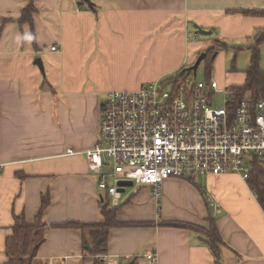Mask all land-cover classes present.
Masks as SVG:
<instances>
[{"label":"crops","instance_id":"1","mask_svg":"<svg viewBox=\"0 0 264 264\" xmlns=\"http://www.w3.org/2000/svg\"><path fill=\"white\" fill-rule=\"evenodd\" d=\"M89 1L92 8L75 0H33L31 24H18L29 0H0V264L12 214L22 213L32 224L46 194L47 228L35 264H94L83 252L80 231L51 226L101 220L97 176L83 155L67 151L96 145L106 94L177 75L201 54L202 37L207 47L213 41L228 47L217 51L210 77L221 89L242 85L250 53L239 52L232 71L233 49L251 45L264 28L263 18L240 12L264 10V0ZM199 177L201 184L196 178L166 179L159 199L146 186L120 194V223L153 226L110 229L105 264H216L198 235L158 225H205L209 216L225 244L221 264H264V213L248 184L235 174ZM125 256L130 262L123 263Z\"/></svg>","mask_w":264,"mask_h":264},{"label":"built area","instance_id":"2","mask_svg":"<svg viewBox=\"0 0 264 264\" xmlns=\"http://www.w3.org/2000/svg\"><path fill=\"white\" fill-rule=\"evenodd\" d=\"M216 94L224 96L221 110L211 107ZM231 99L230 88L221 89L213 77L197 80L188 71L134 91L109 92L100 107L96 145L67 155L84 156L97 188L109 196V209L118 204L122 181H131L133 188L152 187L156 199L169 178L235 174L246 181L254 161L264 169V101L252 110L249 95L237 106Z\"/></svg>","mask_w":264,"mask_h":264},{"label":"trees","instance_id":"3","mask_svg":"<svg viewBox=\"0 0 264 264\" xmlns=\"http://www.w3.org/2000/svg\"><path fill=\"white\" fill-rule=\"evenodd\" d=\"M84 3L81 1V4ZM80 4V3H79ZM35 11L33 0H29L28 5L21 11V17L16 20L18 24L32 22V14ZM244 16H257L264 19V10H250L240 11ZM9 22V20H4ZM34 42V40L32 41ZM34 47L36 44L34 42ZM264 47V28L256 31L252 37L251 45L247 47L238 46L234 48V58L231 66L232 71H235V58L242 50H247L250 53L247 69L243 72L245 75V82L242 85L231 87L232 106H237L238 102L247 94L251 98V109L258 101H264V69L261 65V50ZM228 47L223 42L213 41L210 46L205 50V59L203 60V67L205 72V79L208 80L212 72V65L215 61L217 51L227 50ZM188 69H181L176 77L187 73ZM252 171L246 179V184L253 196L256 198L257 203L264 213V169L261 168L257 161L253 162ZM20 179H25L24 175H16ZM194 184V183H193ZM195 185V184H194ZM200 190L201 187L196 185ZM50 197L49 194L42 195L40 198V208L34 217L32 224L25 220L24 215L12 214L13 225L10 227V234L5 239V262L4 264H35L38 246L43 242V231L47 225L42 219L43 212L49 207ZM110 199L109 196L102 193L99 197V213L101 220L94 224H82L68 222L64 225H53L51 227L58 229H74L82 233L81 247L84 254L93 259L94 264H105L104 256L108 252V237L109 230L112 228L123 227H152V223L138 222V223H120L116 217L117 212L122 205L109 209ZM208 207V204H207ZM161 227H171L175 229L188 230L191 233L198 235L199 239L210 250L212 256L216 260V264H221L220 251L225 246L219 230L216 227V219L209 216L206 219V224H193L189 222L170 221L159 222ZM90 250H87V248ZM47 264V263H43Z\"/></svg>","mask_w":264,"mask_h":264},{"label":"rangeland","instance_id":"4","mask_svg":"<svg viewBox=\"0 0 264 264\" xmlns=\"http://www.w3.org/2000/svg\"><path fill=\"white\" fill-rule=\"evenodd\" d=\"M201 41L203 42V44H204V46H201V48H200V51H199V54L200 53H205V50H206V48H207V41H208V39L207 38H205V37H202L201 38ZM198 54V55H199ZM197 55V56H198ZM229 60H230V58L227 56H225L224 57V59H223V64H224V66L226 67V69H227V67H228V65H229ZM218 61H217V59L215 60V63H214V67H216L215 66V64L217 63ZM201 64H203V63H201ZM189 65L188 64H186V68H189L188 67ZM199 68L197 69V71H196V78H197V80H202L203 78H204V68L202 67V65H199L198 66ZM180 75V74H179ZM178 75V76H179ZM184 75V74H183ZM174 77H176V75L175 76H170V77H167V78H174ZM163 80H164V78H163ZM223 100H224V96H222L221 94H216V95H214V97L212 98V103H211V107H212V109H214V110H221V109H223V106H224V102H223ZM201 178L198 176V177H196V179H195V182H197V183H200L201 184ZM127 190H131V188H127Z\"/></svg>","mask_w":264,"mask_h":264},{"label":"water","instance_id":"5","mask_svg":"<svg viewBox=\"0 0 264 264\" xmlns=\"http://www.w3.org/2000/svg\"><path fill=\"white\" fill-rule=\"evenodd\" d=\"M86 5L87 7L89 8H92V4L89 0H82ZM198 32L201 34V35H210V32L207 31H202V30H198ZM205 56L206 54L205 53H201L197 58L196 60L193 62V64L188 68V72H192V73H196L197 69L199 68L198 66L201 65V63L203 62V60L205 59ZM34 64L37 66L39 72H41V74L44 76V71H43V67H42V63H41V60L39 58L35 59L34 60ZM132 182L131 181H122V182H119L117 184V187H118V193L119 194H122L125 192V190L127 188H133L132 187ZM87 250H90V248L86 247Z\"/></svg>","mask_w":264,"mask_h":264}]
</instances>
